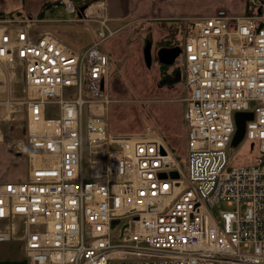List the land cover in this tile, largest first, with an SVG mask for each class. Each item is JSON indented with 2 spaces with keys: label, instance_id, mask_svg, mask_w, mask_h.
I'll use <instances>...</instances> for the list:
<instances>
[{
  "label": "built area",
  "instance_id": "obj_1",
  "mask_svg": "<svg viewBox=\"0 0 264 264\" xmlns=\"http://www.w3.org/2000/svg\"><path fill=\"white\" fill-rule=\"evenodd\" d=\"M249 4L245 14L182 17L185 164L160 136L109 130L102 43L117 29L107 0L82 14L73 0L52 4L98 24L85 50L40 30L61 18L0 15V62L24 68L30 161L28 180L0 182V241L24 240L28 264H264V0ZM245 111L254 117L243 140L259 151L251 164L232 148Z\"/></svg>",
  "mask_w": 264,
  "mask_h": 264
},
{
  "label": "crops",
  "instance_id": "obj_2",
  "mask_svg": "<svg viewBox=\"0 0 264 264\" xmlns=\"http://www.w3.org/2000/svg\"><path fill=\"white\" fill-rule=\"evenodd\" d=\"M24 1L0 0V12H20L29 16L37 13V9L26 6ZM50 1L45 0L44 4ZM225 1L207 13L225 8L233 14H245L250 8L248 3L227 0L233 7L231 9ZM107 8L110 24L117 29L102 43L112 60L109 87L113 98L106 110L109 130L123 135L153 133L160 136L185 164L188 153L186 112L190 96L186 66L178 63L168 66L160 62L158 50L170 45L159 43L170 35V28L157 19L148 21L147 16L142 18L144 15L174 13L165 10L159 0H108ZM92 36L82 50L96 40V33ZM73 39L79 42L77 45L82 44L83 37L74 36ZM148 42L151 43V63L145 56ZM176 45H180L179 42L171 46ZM26 98L23 65L20 62H0V182H22L30 176ZM24 255L10 259L2 257L0 264L5 261L28 264L26 253Z\"/></svg>",
  "mask_w": 264,
  "mask_h": 264
},
{
  "label": "rangeland",
  "instance_id": "obj_3",
  "mask_svg": "<svg viewBox=\"0 0 264 264\" xmlns=\"http://www.w3.org/2000/svg\"><path fill=\"white\" fill-rule=\"evenodd\" d=\"M53 1V0H52ZM95 0H74V3L78 2V5L83 6L89 3H92ZM108 1V0H107ZM235 3L239 4H249V0H234ZM43 3L41 0H25L24 3L26 6H31L34 10L37 9V13H32L33 16H37L38 13L42 10ZM222 2V0H159L162 7L165 10H171L174 14L172 15H144L143 17L147 16L148 21H152L153 19H157L162 23H166L167 27L170 28V35L168 34L164 38H162L159 44H167L172 45L173 43L179 42V44L183 47L185 44V34L183 31L184 28V20L182 17L192 15L193 17L202 16L204 13H207L218 6V4ZM229 1H225V5L233 8L230 6ZM236 4V5H237ZM250 5V4H249ZM222 6V5H220ZM219 6V7H220ZM216 10V9H215ZM246 11H248L246 9ZM216 12V11H215ZM214 12V13H215ZM240 13V12H239ZM213 14V13H211ZM243 14V13H242ZM2 15L13 16L17 18L25 17L26 14H12V13H2ZM210 15V14H206ZM47 17H51L52 19H63L62 21H48L46 23H42L40 25L41 29H50L57 33L59 37L65 41L66 43L73 45L74 47H78L79 50L84 49L88 40L92 39V35L98 33V24L96 22H74L67 20L68 18H74L76 15L66 12L63 8L55 9L51 11L48 9L46 12ZM180 18V19H179ZM68 34V35H67ZM72 36V38L70 36ZM74 36L83 37L82 44L77 45L79 43L75 41L73 38ZM72 39V40H71ZM88 39V40H87ZM178 63L180 66H185V56L181 54L174 64ZM173 64V65H174ZM118 74V73H117ZM118 76H120L118 74ZM110 79V78H109ZM117 86V83L115 84ZM117 90V88H116ZM66 93L75 92L73 89H66ZM111 97L113 98L112 92ZM253 108V105L251 106ZM57 110L56 105L49 106V115L56 117L57 114L55 113ZM107 117V116H106ZM258 147L254 145L252 147L251 143L244 139L238 147L235 148L234 161L244 164H251L253 163L255 157L258 155ZM92 156L90 155V149L88 146L87 141L84 143V160L86 167L89 165ZM223 208H227L224 204L222 205ZM244 211V205L242 206ZM25 249H24V240L20 238H13L11 240L0 241V258H15V256H25Z\"/></svg>",
  "mask_w": 264,
  "mask_h": 264
},
{
  "label": "water",
  "instance_id": "obj_4",
  "mask_svg": "<svg viewBox=\"0 0 264 264\" xmlns=\"http://www.w3.org/2000/svg\"><path fill=\"white\" fill-rule=\"evenodd\" d=\"M86 9V5L79 7V14H82ZM260 12V10H259ZM263 24L261 23L259 28H261ZM158 57L162 64L171 66L173 65L177 58L182 54V47L180 45L176 46H163L158 50ZM145 56L148 63L152 61V52H151V43L148 42L145 47ZM254 113L253 111H245V112H237L235 115L236 120V131L234 134L232 148H235L239 145V143L243 140L246 131V122L247 120L253 119ZM164 152V151H163ZM164 176L166 174H163ZM170 175L174 178H178L180 176L177 170L171 171Z\"/></svg>",
  "mask_w": 264,
  "mask_h": 264
},
{
  "label": "trees",
  "instance_id": "obj_5",
  "mask_svg": "<svg viewBox=\"0 0 264 264\" xmlns=\"http://www.w3.org/2000/svg\"><path fill=\"white\" fill-rule=\"evenodd\" d=\"M56 0H53V1H50V2H47V3H45L44 5H43V8H42V10H41V12L38 14V16L39 17H44V16H46V12H47V10L48 9H51V11H54V10H52V4H54V2H55ZM74 1V0H73ZM76 4V7H80V5H78V2L77 3H75ZM250 11H251V9L249 8L248 9V11H247V13H250ZM20 14V12H17V13H15V14ZM0 15H2V12H0ZM4 264H23V262L22 261H5V262H3Z\"/></svg>",
  "mask_w": 264,
  "mask_h": 264
}]
</instances>
